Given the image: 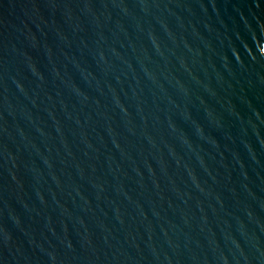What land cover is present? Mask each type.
<instances>
[{"label": "water", "instance_id": "water-1", "mask_svg": "<svg viewBox=\"0 0 264 264\" xmlns=\"http://www.w3.org/2000/svg\"><path fill=\"white\" fill-rule=\"evenodd\" d=\"M0 264H264V0H0Z\"/></svg>", "mask_w": 264, "mask_h": 264}]
</instances>
